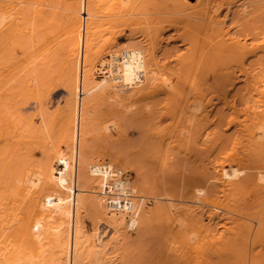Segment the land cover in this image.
<instances>
[{
  "label": "bare ground",
  "instance_id": "1",
  "mask_svg": "<svg viewBox=\"0 0 264 264\" xmlns=\"http://www.w3.org/2000/svg\"><path fill=\"white\" fill-rule=\"evenodd\" d=\"M138 2L0 0V98L14 90L9 81L17 71L31 66L19 79L29 91L16 95H35L37 113L28 123L37 114L43 127L51 123L44 105L57 74L67 94L60 110L62 141L44 149L46 167H26L0 182V264H118L120 243L130 246L125 237L144 228L153 230L160 264H264V0H224L223 10L217 0L158 2L151 10ZM251 2L260 3L254 10L262 24L252 27L251 38L241 37L227 19L232 16L234 29L251 20ZM147 9L162 15L156 22L161 26L130 28L145 44L119 41L130 26L124 17L147 18ZM31 20L49 42L44 53L31 50ZM168 21V29L182 30L183 49L157 52ZM22 62L25 70H10ZM239 81V99H229ZM93 98L109 100L121 113V122L99 125L100 137L108 141L112 129L133 126L142 147L134 163L154 165L159 174L147 178L137 169L140 179L131 182L121 159L120 166L115 155L90 150L86 123ZM2 108L0 139L12 140L11 148L35 143L26 140L20 114ZM34 129L35 138L46 139L41 128ZM171 151L179 157L174 162ZM85 215L93 219L90 233Z\"/></svg>",
  "mask_w": 264,
  "mask_h": 264
},
{
  "label": "rangeland",
  "instance_id": "2",
  "mask_svg": "<svg viewBox=\"0 0 264 264\" xmlns=\"http://www.w3.org/2000/svg\"><path fill=\"white\" fill-rule=\"evenodd\" d=\"M131 1L132 0H126V2H130L131 3L130 5L133 6L134 3L135 2L137 3L139 0H133L134 3L131 2ZM145 1L146 0H144V1L140 0V3L139 2L138 3L141 4V6L142 5L146 6V4H147V6H149L147 8H149L151 10V8L153 6L156 5L155 7H157L159 5V4L157 5L158 2L160 3L159 7H161V6H164L165 4H170L172 0L170 1V3H167L166 0H149V1L147 0L146 2ZM182 1L186 4L188 2L194 3L195 0H182ZM225 1H228V0H225ZM142 2L143 3L145 2L146 4L145 3L143 4ZM217 2L221 5V9L222 10L225 8L226 3H227V2H224V0H217ZM126 4L129 5V3H125L124 7H126L125 6ZM139 4H136V6H138ZM257 4H260V3L259 2H255V3L251 2L250 7H249L250 8V12H251L249 18H251V20L248 19V21L242 25L243 27L239 26V27H236L234 29L235 24H233V26H231V23H232L231 20H234L232 18V16L229 17L230 19H227L230 22L229 26L231 28L233 27L232 33L233 32L234 33L237 32L236 34L239 33L238 35H241V37L243 35L247 37V35H248L247 38H249V36L251 38V35L248 34V33H250L252 31V27L262 24L261 20L260 21L257 20L258 19L257 15H259V14H257L258 12H255L256 10H254V9H256L257 6H259ZM150 5H151V7H150ZM188 5L189 6L192 5L193 7H195V4H188ZM132 6H130V7H132ZM136 6H134V7H136ZM192 6L190 8H192ZM149 9H147V10L149 11ZM153 12H154V10L153 11H149L148 12L149 14L148 13L146 14L147 18L144 17L145 14L144 15L143 14L134 15V17L132 16V18L124 17V20L122 22L125 23V24H130V26H129V28H126L125 34L121 38H119V41H124L125 43H127L129 41L130 42L134 41V42H139V43L145 44L146 42H144V39H142V37L138 36L139 34L132 35L130 33V28H132L133 30H135V29L136 30H141V29L145 30L146 27H150V28H148L150 30V29H153V27L154 28L160 27L161 24H157L156 22L159 20L158 17H160L162 15H160L158 17H155L156 14H154ZM176 16H179V15L177 14ZM176 16L174 17V15H172V18L169 21H172V22L175 23V20H178V19H175V18H177ZM252 17H254V18H252ZM129 19H131V20H129ZM227 20H226V22H227V24H229V22ZM252 20H253V22H252ZM254 20L257 21V23H255ZM169 21L166 22V23H163L162 25L166 26V27L168 25H172L171 24L172 22L169 23ZM55 22L57 24H61L62 23V21H60V20L59 21H55ZM30 25L36 27L35 30L33 31V34H34L33 37H32V45L33 46L31 48V50H35L34 53H37V54L46 52L47 49H48V46H49V42H48V40H46V37L43 36V30L38 31V29L40 30V28L38 26H35V21H33V20L30 21ZM51 26L53 28H55V29H48V30L50 32V35L53 36L54 33H57V31H56V27L57 26L53 25V24ZM166 27L164 29V33L162 34V36L157 37V40H159L161 42L160 46H159L160 48L157 50V52H160L163 49H166L168 51L173 52V50H175V48L179 49V51H181L183 49V46H181L180 45V41H178V39H179L178 38V33H180L182 30L179 31V32H174L173 29H168L169 27H167V28ZM148 29H146V30H148ZM168 59H172V57H170ZM254 59H255L254 57H253V59L251 57V60L249 59V62H252ZM247 63H248V61H247ZM20 64L21 65L18 64L19 66L18 65L13 66L10 70L11 71L13 70V72H16L17 70H19V69L21 70V68L23 69V68L26 67L25 63L22 62ZM98 68H102V67H98ZM23 70H25V69H23ZM23 70H21V71H23ZM18 72L20 73V71H17V73H16L18 76L14 74L15 75L14 76L15 80L13 79V77H11V79H13L12 80L13 82L11 80L9 81L10 87L13 86L12 89L15 90V92H14L15 95L13 94V96H12V92L14 90L12 91L11 88L7 89L6 90V93H8L7 97L6 98L5 97L4 98H0L1 103H2V105L0 104V107L1 108L4 107V108H2L3 110H9V111L13 110V113L16 112V114H13L14 116L17 115V114H20V115H17L16 118L19 117V118H17V120L18 119L20 120V124L22 126V129L27 130V131H25V133L28 134L29 137H26V140H27V138H31V139H33L36 142L32 143V144L31 143H26L27 144L26 147H25L24 144H18V146H16L15 148H11L13 141L10 140V139L8 141V138H6L5 136L1 137L2 139L3 138L7 139L5 142L3 141L4 139L3 140L0 139V141L3 142V144L5 143L7 145V147H6V145L0 146V148L4 147V148H2L3 151L0 149L1 150L0 151V158H1V160H0V182L3 180L2 183L4 181L8 182V181L13 180L14 177H16L19 174V172L22 171L26 167H34V168L37 167L38 168L39 166L41 167L42 165H44L46 167L47 164H46V161L44 159L45 158V156H44L45 155L44 154L45 150H47V149L54 150L56 148V146L61 144L60 142L62 141V138L60 137V132H59L60 110H61V108L63 106V103H64L63 100H65V97H66L65 95H67V94H65L66 93L65 91L63 92L64 89H63V86L61 85V83H62V81H61L62 80V75H58L57 74V86H55V88H53L48 93V97L46 98V102H45L46 104L48 103V105H46V104L44 105L45 112L47 114V115L45 114V116H46L45 118H48V120H50V122H51L50 125H46V123H45V126L40 127L41 126L40 125V116L37 115V114H34V113H33L34 117L32 115L30 116L32 118V119L31 118L30 119L32 120L31 124H33V126H32L33 129L35 128L34 125L36 126V124L39 123L38 126L41 129H39V128L38 129L42 131V132L41 131L40 132L47 139V140L46 139L45 140L41 139L42 140L41 141L39 138H35L37 136H33V134H32L33 133V129H31L32 128L31 124L28 123L29 115L33 111H35V113H37L36 110L32 109L33 105L37 104V100H36L35 95H33L32 96L33 98L30 99V100L27 98L29 100V101H27L29 104L27 102H26L27 104H23L25 102L26 98L24 99L23 97L22 98L20 97L21 99H24V102H22L23 100L21 101V99H19V97H18L19 95H16L17 93H19V94L21 93V92H18V91L16 93V90H19V89H21L23 95L26 94V92L29 91L27 89L28 91L25 92L24 89H26V88H23L24 85L22 84L21 80H19V79H21L20 75L22 73L24 74L25 79H26V75L28 73L32 72L31 71V66L28 67V68L26 67L25 72H22L20 75H19ZM237 74L238 73L236 72L235 75H237ZM22 79H24V78H22ZM25 81H23V82H25ZM26 85H27V83L25 84V86ZM241 86L243 87V81L235 82V87L233 89H231L230 92H229V99H235V100L239 99V95L237 94V90H238V88L240 89ZM9 90H11L10 91L11 93L9 92ZM30 96H31V94H30ZM80 96L82 97V95H80ZM13 98H15V99L17 98L18 100L21 101L22 104L21 103L19 104L18 100H17V102H15V100ZM29 98H31V97H29ZM48 99L51 101L50 103L48 102L49 101ZM12 102L15 103L14 105H17L18 107L13 106ZM6 105H9V106H6ZM10 106L13 107V108H11ZM219 106H221V105L218 104L217 107H219ZM9 107L12 110L9 109ZM212 107H213V105H212ZM212 107H209V109L212 108ZM6 108H8V109H6ZM111 109H114L117 113L108 115L107 111H110ZM237 109L240 110V106H238ZM56 110H57V112H56ZM120 114L121 113H120V110H119L118 106L111 105L109 103V100L93 98V100L91 101V107L89 108V112L87 114V123H86L87 127L90 128L89 130H91L90 131L91 133L89 132V134L87 136L88 137L87 138L88 147L90 148V150L92 152L99 153L100 155H103V156H106V157H109L110 154L112 156L115 155V157H117L119 165H120V159H121V161H122L121 165L124 166L125 172H126L125 173V177H128L131 180V182H138L137 180L140 179L139 175H136L137 169H138V172L141 171L143 176H146L147 178H150L149 177V173H151V172H153V174L151 173V176L152 175L153 176L156 175V172L158 170H155L156 168H155L154 165H152L150 167L151 168L150 169V168H148V166H146V168H145V167H143L144 165L138 166V165H136L134 163V161L139 158V153H140V156L142 154V147L140 146V139H139L140 136H139L138 130L136 128H133V126H131L132 128L128 127L126 129V131L122 130L120 132H118L117 129H112L111 132L109 133V137L110 138L108 139V141H106L102 137H100L99 129H98L99 125L101 123L105 122V121H116L117 123L121 122L120 121ZM22 118H24V119H22ZM56 118H57V120H56ZM240 119H242V118H240ZM22 120H23V122H22ZM47 124H49V121H48ZM50 126H52V127H50ZM49 127H50V129L52 128V130H54V131H52V130L50 131ZM38 129H34V130H38ZM232 129L233 128H231V130H229L227 133H230L232 131ZM56 132H59V133H56ZM41 133H40V135H41ZM36 134L38 135L39 131L36 132L35 135ZM92 140H94V141H92ZM43 141H45V142H43ZM105 142H107V143H105ZM41 143L42 144L45 143L44 144L45 147H43L44 145L42 146ZM28 144H30V145H28ZM34 144H36L38 147L36 145H34ZM0 145H2V143ZM41 146H42V148H40ZM27 148L28 149L30 148L29 149L30 151H28ZM137 149H138V151H137ZM135 150H136V154H134ZM19 153H22V154H19ZM171 153L173 154L172 156H173L174 160H169V162H174L175 159H177V158H175V156H177V155L174 156V151H171ZM125 155L128 156L127 159L125 158ZM19 156H20L21 159L18 158ZM26 156H27V158H26ZM24 157H25V159H24ZM16 158H17L16 162H13L12 160H15ZM28 158L31 159L30 160L31 162H29ZM9 160L11 162H9ZM129 160L130 161L132 160V161L130 162ZM35 162L36 163L40 162V163L36 164ZM21 163L23 165H21ZM147 169H148V173L146 171ZM15 172L17 173V175L15 174ZM158 174H159V171H158ZM166 178H167V176H166ZM91 219H89V216L87 218L86 215L83 218L84 229L87 231V233H90L92 231V228H93V225H92V223H93L92 220L93 219L92 220ZM101 227L102 226H100L99 228L101 229ZM152 233H153V230L151 228H144V229H141V230L137 231V233H134L131 237L130 236H126L125 240H132V241L130 243V246H128L125 242L120 243L121 246L122 245L123 246H122V248L120 247V249H119L120 251H118V252H120V254H119L120 257H118L119 260L117 259V262H119L118 264H122V263L123 264H152V263L153 264H160L159 261H158L159 258L156 257L157 255H156V253H154L155 252V248H156V244H155V241H154V239H153V237L151 235ZM125 246H127V247H125ZM124 255H125V257H123ZM124 260H126V261H124ZM121 261H123V262H121Z\"/></svg>",
  "mask_w": 264,
  "mask_h": 264
}]
</instances>
